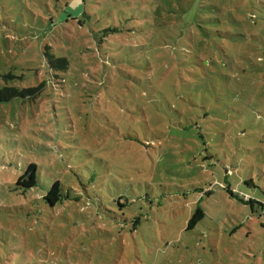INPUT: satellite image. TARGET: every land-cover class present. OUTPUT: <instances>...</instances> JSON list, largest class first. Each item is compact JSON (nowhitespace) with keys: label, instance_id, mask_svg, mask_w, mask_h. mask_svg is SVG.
Listing matches in <instances>:
<instances>
[{"label":"rangeland","instance_id":"1","mask_svg":"<svg viewBox=\"0 0 264 264\" xmlns=\"http://www.w3.org/2000/svg\"><path fill=\"white\" fill-rule=\"evenodd\" d=\"M7 88L0 264H264V0H0Z\"/></svg>","mask_w":264,"mask_h":264},{"label":"trees","instance_id":"2","mask_svg":"<svg viewBox=\"0 0 264 264\" xmlns=\"http://www.w3.org/2000/svg\"><path fill=\"white\" fill-rule=\"evenodd\" d=\"M113 32V31H112ZM66 62L61 61L59 64V67L61 69H66ZM33 91L32 90H18L14 88H7L0 92V98L5 101H9L12 98L15 97H24L25 95H30ZM37 166L35 164H29L27 166V169L23 172V174L17 179L16 186L22 187L25 189H31L35 188L37 186V173H36ZM62 185L59 181H55L49 190L47 191V194L44 197V200L50 204L51 206H55L58 203H61L63 201V198L65 196L62 192ZM202 217V212L200 209H197L196 212L192 215L190 220L187 224V229L192 228L198 220H200Z\"/></svg>","mask_w":264,"mask_h":264}]
</instances>
